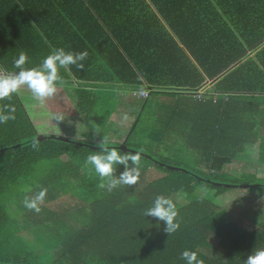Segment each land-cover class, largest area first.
Here are the masks:
<instances>
[{"label": "trees", "instance_id": "16d2710c", "mask_svg": "<svg viewBox=\"0 0 264 264\" xmlns=\"http://www.w3.org/2000/svg\"><path fill=\"white\" fill-rule=\"evenodd\" d=\"M60 47L88 52L83 70L60 69L58 92L45 102L52 115H63L54 118L57 126L80 131L77 137L41 132L18 92L0 100V108L16 109L14 120L0 123V264H186L185 249L202 264H245L264 248V179L229 175L232 167L240 170L232 166L238 154L254 144L251 162L264 166V107L257 99H264V0H0V68L18 71L13 61L21 51L26 67L38 66ZM208 81L211 94L198 93ZM122 85L143 103L129 127L107 114L100 121V129L108 128L104 139L94 143L84 131L98 120L99 92ZM193 94L200 100L191 101ZM150 97L162 128L147 137L159 141L178 122L189 125L188 134H179L198 168L131 148ZM50 134L67 140L36 139ZM100 147L141 154L136 185L98 187L86 158ZM152 167L159 173L149 176ZM121 171L118 165L114 174ZM41 187L48 189L41 212L26 209L32 222H14L11 202L22 208ZM197 188L205 194L195 195ZM230 191H252L256 206L234 214L218 205L216 198ZM65 194L70 206L44 207ZM177 194L186 202L174 200ZM157 195L171 198L179 212L180 228L170 235L162 221L143 215Z\"/></svg>", "mask_w": 264, "mask_h": 264}, {"label": "rangeland", "instance_id": "374dc122", "mask_svg": "<svg viewBox=\"0 0 264 264\" xmlns=\"http://www.w3.org/2000/svg\"><path fill=\"white\" fill-rule=\"evenodd\" d=\"M112 89H104L99 92V101L97 107V119L94 120L95 122L92 124L89 130L84 131V136H89L91 141L94 143H98V138L104 139V134L106 129H100V121L106 119V115H109V118H112L113 122H116L118 125L122 127H129L131 124V120L134 119L136 113L140 109V106L143 103L142 99L134 98L131 95V90L128 87L122 85L120 86V90H118V86H111ZM130 88V87H129ZM103 91V92H102ZM138 93L136 95L138 96ZM20 99L25 103L26 107L28 108L29 114L33 122L37 125V128L43 133L51 132L52 130L54 133H62L66 136L77 137L80 134V131L74 129L68 130H61L56 123L52 115L51 109L46 105L44 102L43 104L37 101L31 94V92L26 88L23 87L18 91ZM145 95V94H144ZM147 96V95H146ZM154 98L150 97L144 107L142 115H140L139 123L137 124L135 130L130 136L128 141L131 148L138 149L144 151L147 154H153L157 157H163L166 160L178 162L182 166L189 167L191 169L198 168V162L195 160L197 158V154L187 152L184 146H182L183 135H180L183 131L181 127V122H178L173 128H176L175 131L178 132H171L166 137H161L159 141H154L153 139L147 137L150 133H157L161 131L162 125L158 121V113L154 109ZM146 102V101H145ZM132 111V112H129ZM114 127V125H111ZM115 126V127H121ZM57 127V128H56ZM55 128V129H54ZM180 133V134H179ZM179 134V135H178ZM256 146H248L247 149H243L242 152L238 154L237 159H235L232 163V166H238L237 168L240 169L236 171L234 167H230L231 171L230 174L232 179L239 180H253V179H264V166L257 165V168H254V164H252V160L255 159L256 155ZM149 154V155H150ZM154 158V157H153ZM156 158V157H155ZM43 164L39 167V175H43ZM179 168H184L179 166ZM186 169V168H184ZM251 170H258L255 177L250 175ZM159 173L156 168H150V171L147 173L149 176H153ZM35 179H31L33 182ZM206 190L201 188H197L194 192L195 195L201 196L205 194ZM250 192V193H249ZM227 194H234V192L230 191L227 192L225 195H220L216 198V202L218 205L225 206L234 214H238L242 212V210H248V207L256 206L254 202H251L252 191L247 192H240L237 195H232V198ZM34 193H30V197L33 196ZM178 203L183 204L186 201L183 199L181 195H176L174 197ZM70 201L72 198L70 194H65L62 197H59L57 200L51 201L46 203L44 207L48 209H58V208H65L67 205L70 206ZM15 202V203H14ZM11 204L15 206V210L9 211L11 217L15 218L14 222H21L22 220L26 219V222H32L30 218L34 215H28L26 213V208L22 205V208L17 206V201H12ZM69 208V207H68ZM262 211L264 210V205L262 204ZM257 211H260L259 206L254 208ZM35 214V212H31V214ZM27 215V218L25 215ZM33 237V232H29L26 235V239L31 240Z\"/></svg>", "mask_w": 264, "mask_h": 264}, {"label": "clouds", "instance_id": "9594fccd", "mask_svg": "<svg viewBox=\"0 0 264 264\" xmlns=\"http://www.w3.org/2000/svg\"><path fill=\"white\" fill-rule=\"evenodd\" d=\"M88 57L87 50L74 52L66 51L63 47L53 48L50 53L43 58L38 66L26 67L29 57L26 52L21 51L18 58L13 61V68L18 71H9L0 68V100H10L14 93L21 88L26 87L32 96L40 103L46 102L49 98L55 96L58 92L57 83L62 82L60 69L69 70V66L75 65L83 70L82 63ZM15 107L5 105L0 108V123H7L15 119ZM56 120H62V114H54ZM33 148L38 147V142L34 141ZM141 154L139 152H125L121 154L118 148L100 147L88 155L86 163L90 164L100 178L98 187L107 188L109 192L119 186L132 187L137 184L141 175ZM123 166V171L115 175L116 167ZM48 189L41 187L35 195L25 196L23 206L35 213L41 212V205L44 203ZM145 217H153L158 222L164 223L163 231L168 235L175 233L180 228V222L177 219L179 212L174 201L164 195H157L152 206L143 212ZM159 228V223H157ZM181 258L186 264H202L198 259L197 253L185 249L181 253ZM245 264H264V248L253 250L245 260Z\"/></svg>", "mask_w": 264, "mask_h": 264}, {"label": "crops", "instance_id": "0c3cea01", "mask_svg": "<svg viewBox=\"0 0 264 264\" xmlns=\"http://www.w3.org/2000/svg\"><path fill=\"white\" fill-rule=\"evenodd\" d=\"M211 85H212V83L210 82V81H208L206 84H204V85H202V86H200V88H199V90H198V93H200V94H204V93H206V94H211V93H209L208 91H209V89H210V87H211ZM205 94V95H206ZM205 95H204V97H205ZM258 99V101H260L261 103H260V107L261 108H263L264 107V99L260 96V98H257ZM190 100V99H189ZM188 100V101H189ZM193 100H195V101H199L200 100V98H195L194 97V94L192 95V98H191V101H193ZM263 117H264V113H262L261 114ZM184 131V132H183ZM183 134H188L189 132H190V126L189 125H185V129H183ZM261 133V136L262 137H264V127H262L261 128V131H260ZM253 146H257V144H254ZM246 147V146H245ZM248 148V146L245 148V149H247Z\"/></svg>", "mask_w": 264, "mask_h": 264}, {"label": "water", "instance_id": "95a60500", "mask_svg": "<svg viewBox=\"0 0 264 264\" xmlns=\"http://www.w3.org/2000/svg\"><path fill=\"white\" fill-rule=\"evenodd\" d=\"M55 137H57V138H59V139H63V140H67V138H64V137H61V136H55V135H53V134H50V135H37L36 136V139H38V140H40V139H44V138H55ZM121 147V146H120ZM122 148H126V147H122ZM128 149V148H127ZM169 167V166H168ZM171 167V166H170ZM182 169H184V168H182ZM184 170H187V169H184ZM188 172H189V170H187ZM194 175H196V174H194ZM197 176V175H196ZM197 177H199V178H202V177H200V176H197ZM204 180H206V179H204Z\"/></svg>", "mask_w": 264, "mask_h": 264}, {"label": "built area", "instance_id": "2783aa9c", "mask_svg": "<svg viewBox=\"0 0 264 264\" xmlns=\"http://www.w3.org/2000/svg\"><path fill=\"white\" fill-rule=\"evenodd\" d=\"M144 94H145V95H144ZM143 96H146V93H145V92H143ZM197 98H200L199 95H197Z\"/></svg>", "mask_w": 264, "mask_h": 264}]
</instances>
